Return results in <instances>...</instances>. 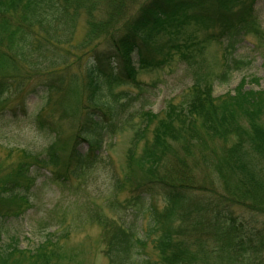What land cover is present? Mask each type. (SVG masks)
<instances>
[{
	"label": "trees",
	"instance_id": "trees-1",
	"mask_svg": "<svg viewBox=\"0 0 264 264\" xmlns=\"http://www.w3.org/2000/svg\"><path fill=\"white\" fill-rule=\"evenodd\" d=\"M81 24L84 32L78 36ZM190 27L189 37L202 31L201 43L223 44V66L217 75L222 82L248 63L231 55L235 45L249 33L261 37L255 0H0V115L6 98L24 87L29 73L47 76L41 87L32 88L43 91L45 102L58 89L56 72L71 64L79 69L72 80H81L85 89V111L65 153L60 154L63 142L58 143L59 131L52 128L56 139L45 154L20 149L19 160L0 176V221L30 207L39 176L49 173L52 180L63 181L66 173L77 177L97 161L104 140L133 117L135 112L128 110L142 97L145 84L136 79L137 66L161 67L167 60L155 56L167 43L178 50L174 37ZM192 38L185 48H196L198 42ZM52 51L58 54H49ZM180 56L192 69L190 85L179 103L168 101L160 114L138 110L141 120L126 151L127 170L114 177L116 192H140L136 203H143L142 196L159 194L167 206L162 210L151 202L139 206L135 218L140 214L143 223L147 214L144 226L98 216L103 255L107 264L149 262L144 249L150 244L158 258L151 264H264L263 228L248 227L241 217L247 212L264 218V86L246 89L239 83L233 91L214 97L210 74L193 60V52L186 49ZM6 71L19 76L8 79ZM122 84L140 90H114ZM35 121L38 129H50L39 115ZM214 139L221 141V149L210 162L208 140ZM198 166L212 176L199 179ZM49 167L55 168L45 170ZM192 211L207 219L208 227L201 232L210 242L196 235L197 223L188 224ZM9 237L0 244V264L73 260V254L62 252L52 231L32 248H21L15 236Z\"/></svg>",
	"mask_w": 264,
	"mask_h": 264
},
{
	"label": "rangeland",
	"instance_id": "rangeland-1",
	"mask_svg": "<svg viewBox=\"0 0 264 264\" xmlns=\"http://www.w3.org/2000/svg\"><path fill=\"white\" fill-rule=\"evenodd\" d=\"M255 11L261 27V37L249 33L235 45L231 55L248 63L231 72L226 82L217 79L223 66V44L215 40L201 43L199 39L203 36L202 31L195 32L193 38L189 37L191 27L174 37L173 41L179 46L178 50L170 49L172 46L167 43L163 51L155 56L167 60L161 67L140 69L137 66L136 79L145 85L143 92L139 94L142 97L135 104L136 106L128 110V113L135 112L132 113L133 117L123 120L116 132L104 140L97 161L79 176L66 173L63 181L52 180L49 173L46 175L49 177L39 176L32 187L30 207H22L24 211L18 217L12 216L0 221V244L8 242L9 236H15L19 241V247L32 248L43 238L45 232L52 231L59 240L62 252L67 255L73 254V260L69 264H107L103 255L104 242L98 216L121 224L133 222L139 225L141 222L144 226L147 214L143 216V223L140 214L135 218L137 214L135 210L139 206L144 207L148 202L158 210L167 206L166 200L159 194L142 196L143 203L138 204L136 195L140 192H136L137 189L134 192L128 189L116 192L114 189V177H122L127 170L126 151L141 120L138 110H151L160 114L168 101L173 103L181 101L192 80V69L180 56V53L186 49L193 52V60L210 74L214 97H221L233 91L239 83H244L246 89L262 88L264 86V0H255ZM210 30L207 32L209 33ZM83 32L84 28L81 24L77 35L81 36ZM191 38L198 42L196 48H202L201 51L196 50L194 46L187 48L183 46L188 45ZM167 51L170 52L169 56H166ZM49 54L58 53L52 51ZM83 59L84 57L78 63H82ZM16 64L22 74L28 73L17 62ZM71 65L65 70L63 68L56 72L59 75H55L54 82L58 89L51 94L49 102H45L40 88L32 90L35 86L41 87L40 84L48 80L46 75L39 73H29V77L24 79V87L16 89L6 98L5 111L0 115V176L6 174L19 160L20 149L30 153L45 154L48 146L56 139L52 128H57L59 131L58 143L63 142L60 154H64L65 149L71 144L85 111L83 82L72 80L73 72L79 69ZM6 74L10 79L12 75L16 76L19 73L6 71ZM56 76L62 80H57ZM120 89L130 90L133 93H138L140 90L131 84L114 87V90ZM144 99L147 100L146 103L143 102ZM38 115L44 125L52 131L50 129L42 131L36 127L35 119ZM261 121L264 124V115ZM208 143L216 152L212 153L210 148V151H207L209 155L207 157L212 162L220 152L221 141L214 139L208 140ZM141 146L142 143L137 148V152H140ZM81 148L84 150L86 145L82 143ZM198 153V149L193 150L195 158ZM168 158L172 159L171 155H168ZM54 168L49 167L45 170L51 172ZM195 173L199 179L204 178L205 174L212 176L204 172L200 166L195 168ZM235 209L237 213L243 212L239 208ZM241 217L246 219L248 227L263 228L261 233L264 235L263 217H251L247 212L241 213ZM191 221L197 223L196 235L202 237L203 242H210L211 239L201 232L208 227L207 219L194 212L187 218L188 224ZM144 250L150 261L140 264H151L158 259L150 244Z\"/></svg>",
	"mask_w": 264,
	"mask_h": 264
}]
</instances>
